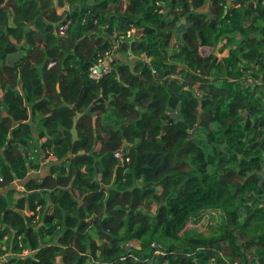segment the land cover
<instances>
[{
  "label": "trees",
  "instance_id": "16d2710c",
  "mask_svg": "<svg viewBox=\"0 0 264 264\" xmlns=\"http://www.w3.org/2000/svg\"><path fill=\"white\" fill-rule=\"evenodd\" d=\"M0 179L5 264H264V0H0Z\"/></svg>",
  "mask_w": 264,
  "mask_h": 264
},
{
  "label": "built area",
  "instance_id": "2783aa9c",
  "mask_svg": "<svg viewBox=\"0 0 264 264\" xmlns=\"http://www.w3.org/2000/svg\"><path fill=\"white\" fill-rule=\"evenodd\" d=\"M64 10L66 12L67 11L69 12V9L67 7ZM60 11H61V9H60ZM68 23L69 22H67V23L61 22L60 23L58 30H59V33L61 35L64 34V31H65ZM134 32H135V30L131 29V30L127 31L126 34H124V35L123 34L114 35L112 37V39L116 40V43L114 44V49H113L114 52H115V50H117L116 44L117 43H124L125 41L132 40V38L134 37ZM200 51L202 52V48H199V52ZM114 52H106L101 58H99L98 62L94 66L90 67L89 77L93 81L98 82L104 75L110 73L111 67H112L110 62H111V60H113L115 58ZM221 55H223V54H221ZM139 58H140L141 62H143V63L149 61V59L144 57L143 55H141ZM51 65L52 64H49V66H51ZM249 82L254 86L255 85H259V86L261 85V83L258 80L252 81V78L249 80ZM126 155L127 154L122 150H118L114 153V157L120 163H124V162H127L129 160ZM50 156H52V155H50ZM31 159H32V155H29V160H31ZM53 159H55V158L53 157ZM17 190H19L21 192L24 191V189L22 187H17ZM5 241H6V238H4V240H0V264H5L6 260H8L10 257L13 256L11 249L7 246ZM28 255H30V252L27 250L23 251V253L20 254L21 257H25Z\"/></svg>",
  "mask_w": 264,
  "mask_h": 264
},
{
  "label": "rangeland",
  "instance_id": "374dc122",
  "mask_svg": "<svg viewBox=\"0 0 264 264\" xmlns=\"http://www.w3.org/2000/svg\"><path fill=\"white\" fill-rule=\"evenodd\" d=\"M136 34V33H135ZM128 62L132 65L136 63V59L133 57L128 58ZM190 134L196 135L195 131H192ZM143 210L149 213L154 212V208L150 206H143ZM219 214L215 210H207L200 221L195 222L194 220H189L185 224V229L186 230H194L196 232L203 233L205 235H208L211 231V229L215 226V224L218 221ZM133 245H137L134 244Z\"/></svg>",
  "mask_w": 264,
  "mask_h": 264
},
{
  "label": "crops",
  "instance_id": "0c3cea01",
  "mask_svg": "<svg viewBox=\"0 0 264 264\" xmlns=\"http://www.w3.org/2000/svg\"><path fill=\"white\" fill-rule=\"evenodd\" d=\"M41 142L42 141H35V143H33V148H37ZM54 163H56V161H55V159H53L52 156L44 158L43 161L41 162L40 169L38 171H31L28 175L29 178H33V179L43 178L44 176L47 175L50 166L53 165ZM22 186H23L22 182L15 180L11 184L10 189L21 192V191L17 190V187H22ZM7 191H8V189L6 190V189L0 188V195L5 194ZM24 213L28 214L27 212H24Z\"/></svg>",
  "mask_w": 264,
  "mask_h": 264
},
{
  "label": "water",
  "instance_id": "95a60500",
  "mask_svg": "<svg viewBox=\"0 0 264 264\" xmlns=\"http://www.w3.org/2000/svg\"><path fill=\"white\" fill-rule=\"evenodd\" d=\"M133 42H134V40H131V41L128 43V44H129V47H131V45H132ZM79 118H80V115H77V118H75V119L73 120V125H72L71 131H70V133H71V137H72V140H71L72 143H75V142L78 140V134H77V131H76V124H77V121H78ZM197 127H198V125L195 126V128H194L193 131H195V129H196ZM191 136H192V134H190L189 137H191Z\"/></svg>",
  "mask_w": 264,
  "mask_h": 264
}]
</instances>
